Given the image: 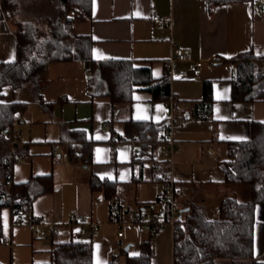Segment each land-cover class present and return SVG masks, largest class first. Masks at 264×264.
<instances>
[{
  "label": "crops",
  "instance_id": "crops-1",
  "mask_svg": "<svg viewBox=\"0 0 264 264\" xmlns=\"http://www.w3.org/2000/svg\"><path fill=\"white\" fill-rule=\"evenodd\" d=\"M257 4L258 0L222 5L209 13L204 0H92L90 15L75 22L80 26L77 35H89L92 40L91 58L132 60L138 68H149L155 78L167 69L173 103L154 101L147 92L136 90L131 102L120 106L116 120L111 121V105L103 95L105 85L84 68L85 80L79 62L51 63L38 86L26 85L31 86L34 102L46 114L42 118L44 133L38 142L58 144L56 141L68 132H83L90 141V157L84 164L71 162L67 145L59 144L62 153L52 148L49 157L42 154L43 159L37 161L28 151L30 141L18 149L14 145L17 151L26 147L23 157L31 159L16 180L12 177L13 181L52 174L55 188L52 193L36 197L23 214L24 219L39 217L37 225L13 223L9 210L10 225L5 235L6 220L2 218L0 264H48L53 244L74 241L91 243L92 264H107L112 255L122 250L129 256L137 255L148 232L125 218L114 222L109 201L102 192H92L91 176L116 183L114 199L130 213L142 206L149 210L153 200L159 201L165 185L159 177L165 175L181 188L177 203L182 207L185 203L201 204L208 220L218 219L222 200L238 193L236 185L224 184V174L218 166L228 159V142L247 139L251 122L264 123V100L230 101L235 66L226 60L247 51L264 55V12L257 10ZM153 16L164 17L168 25L156 24ZM14 45V35L0 32V61L14 58ZM173 47L188 49L195 61L202 62L199 75L190 62H169ZM208 81L212 84L209 106L202 103L203 83ZM57 99L64 102L47 107ZM170 119L175 123L171 135L177 147L172 165L166 139L162 143L163 158L157 159L154 150L152 159L142 165L135 162L136 147L117 140L128 120L161 124ZM53 124L58 133L56 140L47 134L48 126ZM9 146L2 150L0 160L13 152ZM155 165L161 168L153 176ZM160 210L164 209L149 211ZM72 215L85 217L93 233L83 239L72 238L78 230L69 224ZM119 231L122 237L117 236ZM38 235L46 238V243ZM152 244L150 264H173V227L166 221L154 234ZM253 245L255 264H264V206L255 211Z\"/></svg>",
  "mask_w": 264,
  "mask_h": 264
},
{
  "label": "trees",
  "instance_id": "trees-1",
  "mask_svg": "<svg viewBox=\"0 0 264 264\" xmlns=\"http://www.w3.org/2000/svg\"><path fill=\"white\" fill-rule=\"evenodd\" d=\"M25 1L0 0V16L12 26L15 41L14 58L0 61V99L6 86L13 89L23 88L29 83L38 86V80L47 67L57 62L82 63L84 68H90L91 75L99 77L105 85L103 95L111 105V121L116 120L120 106L131 102L136 90L147 92L152 100L161 103L173 98L167 69L155 78L149 68H138L132 60L95 61L90 54L92 40L89 35L69 33L73 23L90 15L92 0H60L55 20L24 19L20 8ZM204 1L208 12L212 13L217 6L253 3L255 0ZM226 60L235 66L230 101L264 100V55L255 56L252 51H247ZM37 92L40 95L41 88ZM62 102L63 99H57L47 107ZM202 103L207 106L212 103V84L209 81L203 83ZM26 108L27 103L23 101H0V143L11 142L7 134ZM166 124L128 120L123 123V132L117 140L134 145L135 162L142 165L144 161L151 160L153 151L164 143ZM56 142L67 145L69 161L82 164L89 161L90 141L83 132H68ZM25 150L23 147L16 153L21 158ZM10 157L0 160V244L4 240L2 207L9 208L15 223V216L27 213L36 197L52 193L55 188L52 174L32 175L23 182H14V161ZM218 166L224 174V184L246 186L249 200L242 201L235 194L226 197L220 203L218 219L214 221L206 218L201 204L185 203L173 225V264H255V211L257 207L264 206V123L251 122L247 139L228 142V159ZM160 168L158 165L152 167L153 176ZM139 179H142V174ZM159 180H163L162 177ZM5 181H10V185L7 186ZM89 185L92 192H102L110 205L115 201L116 183L91 176ZM180 189L179 185H174L175 197H178ZM185 208L188 210L183 212ZM147 232V237L139 244L137 255L129 256L122 250L112 255L107 264H150L155 233ZM50 252L48 264H92V245L89 242L56 243Z\"/></svg>",
  "mask_w": 264,
  "mask_h": 264
},
{
  "label": "rangeland",
  "instance_id": "rangeland-1",
  "mask_svg": "<svg viewBox=\"0 0 264 264\" xmlns=\"http://www.w3.org/2000/svg\"><path fill=\"white\" fill-rule=\"evenodd\" d=\"M59 6H60V0H26L21 5L20 14L22 15L24 19L44 20L47 18V19L55 20L57 17V9ZM76 25L77 24L74 23L69 29V33L71 35L78 34L80 26H76ZM0 32L2 33L6 32V34L13 36L12 26L8 22L3 20L1 16H0ZM78 67L81 70V74L83 75V78L85 80H88L87 76L82 72L84 69V65L82 63H79ZM31 91H32L31 86H25L23 88H17V89H13L11 86H6L3 89V96L1 97L0 101L3 103H7V102H11L13 100L20 98V100L27 102V108L25 110L24 115H21L16 119L11 132L14 136L15 135L17 136L15 138L13 137L14 141L16 143H17V140L20 141L19 144L17 143V146H16L17 149L18 147H20L22 143L30 141L28 144V151L32 159H39L37 161H41L43 159L42 154H45L47 157H49L50 156L49 152L52 148L58 149V151L62 153L61 152L62 146L56 143L47 144L44 141L38 142L37 139H39L41 135L44 133V124L42 123V120L45 119L44 116H46V114L37 105V103L34 102V96ZM36 120H38V123H34ZM47 134L49 136L48 138H51L54 140L58 139V133L56 131V126H54V124L48 126ZM9 145L11 146V151H13L11 152V155H10L12 156L13 153L17 151V149L14 148L13 139L11 140ZM8 146L4 144L3 141L0 143V158L2 155V150L4 151L5 149H8ZM154 154L157 159L163 158L164 156L163 144H160L155 149ZM31 157H21L18 161L13 162L12 177L14 180H16L15 178H17L19 174H22L23 171L26 169V167L29 166ZM15 182L17 183V181ZM236 187H238V193H237L238 198L242 201L249 200L250 194H249L248 188L244 185H236ZM101 203H104V202L102 201ZM152 208L165 209V207H161V205L159 204V201H154V200H153L152 205H150L149 210ZM9 214H10L9 208L2 207L1 217L3 218V220H6V225H5L6 228L4 230L5 235L8 234V227L10 225ZM7 216H8V219H7ZM37 237L39 238V240L42 239L40 241L45 242L46 240V238L42 236L38 235Z\"/></svg>",
  "mask_w": 264,
  "mask_h": 264
},
{
  "label": "built area",
  "instance_id": "built-area-1",
  "mask_svg": "<svg viewBox=\"0 0 264 264\" xmlns=\"http://www.w3.org/2000/svg\"><path fill=\"white\" fill-rule=\"evenodd\" d=\"M257 10L260 12H264V0H258ZM152 20L156 22L158 25H168V20L161 16H153ZM169 62H190L192 63L194 73L199 75L201 72L202 62L195 61L193 59L192 53L188 49L173 47L172 55L169 59ZM85 72L87 74H91L90 68H85ZM173 100L171 99L167 102L168 105H172ZM167 132L165 139L168 143V154L170 157V164L172 165V157L177 152V147L172 140V131L175 128V123L172 119H170L169 123L166 124ZM8 137L13 139L14 145L19 144L20 141L17 140V143L14 141V136L12 132L8 133ZM14 137V138H13ZM13 161H18L20 156L18 153L14 152L10 157ZM163 181L165 182L164 189L159 195V202L165 204V209L160 211H149L146 206L140 207L135 212H128L127 209L114 201L110 207V214L116 223H120L122 219H124L128 223H132L140 226L142 229L146 231H152L153 233H157L161 229V225L164 221L167 222L171 227L174 225V221L177 216L180 214L181 209L183 208L176 201L174 185L171 181H167V177L165 175L162 176ZM5 184L10 185V181H5ZM15 223H26L29 225H37L39 223V217L32 216L28 219H24L22 214H18L15 216ZM69 224L71 226L78 227V230L72 233V238L74 239H83L87 235L93 233L94 229L91 223L81 215H72L69 219ZM122 232H118L117 236L122 237Z\"/></svg>",
  "mask_w": 264,
  "mask_h": 264
},
{
  "label": "water",
  "instance_id": "water-1",
  "mask_svg": "<svg viewBox=\"0 0 264 264\" xmlns=\"http://www.w3.org/2000/svg\"><path fill=\"white\" fill-rule=\"evenodd\" d=\"M188 209L187 208H185V209H183V212H186ZM128 249V247H126V250Z\"/></svg>",
  "mask_w": 264,
  "mask_h": 264
}]
</instances>
